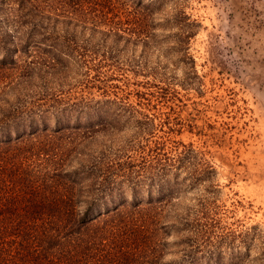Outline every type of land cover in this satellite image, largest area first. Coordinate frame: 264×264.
Segmentation results:
<instances>
[{"label": "rangeland", "instance_id": "obj_1", "mask_svg": "<svg viewBox=\"0 0 264 264\" xmlns=\"http://www.w3.org/2000/svg\"><path fill=\"white\" fill-rule=\"evenodd\" d=\"M179 9L195 22L186 44L189 59L182 56L183 34L171 22ZM156 12L159 23L147 44L121 42L120 51L112 52L116 59L100 63L96 60L109 58L107 52H80L86 66L72 63L10 91L8 82L19 74L0 68V93L8 89L9 101L18 106L15 121L33 117L49 128L67 125L63 132L81 142L83 159L104 155L141 168L145 183L135 194L144 199L161 190L163 177L148 191L151 161L158 157L162 164L168 156L177 158L184 145L193 148L206 167L203 179L191 183L194 166L168 174L184 180L183 212L203 216L205 233L227 258L239 252V264H259L264 250V0H163ZM121 23L130 33H145L126 16ZM187 79L190 84L184 85ZM115 98L155 118L147 123L136 114L128 120L122 108L109 103L96 109L97 101ZM82 100L93 106L76 107ZM69 104L76 109L66 113L62 108ZM91 133L93 138H84ZM125 196L133 197L129 187ZM247 230L254 233L252 241L244 236ZM185 234L172 230L165 236L164 264L180 263Z\"/></svg>", "mask_w": 264, "mask_h": 264}, {"label": "trees", "instance_id": "obj_2", "mask_svg": "<svg viewBox=\"0 0 264 264\" xmlns=\"http://www.w3.org/2000/svg\"><path fill=\"white\" fill-rule=\"evenodd\" d=\"M162 5L163 0H0V68L19 74L8 82L9 91L15 84H33L45 74L63 72L72 63L86 66L80 52H107L109 58L96 60L100 63L114 61L121 42L147 44ZM125 16L145 33L124 30L120 25ZM171 22L183 34L182 56L191 58L186 44L195 22L180 9ZM8 89L0 93V264H164V238L172 230L187 232L180 239L186 245L182 260L172 264L242 261L239 252L227 258L213 246L203 216L183 212L184 180L171 176L173 181L168 174L177 176L176 169L194 166L191 183L203 179L206 167L193 148L184 145L177 158L168 156L162 164L158 157L151 161L148 191L163 177L161 190L144 199L135 194L145 183L141 168L104 155L83 159L81 142L63 132L67 125L49 128L33 117L15 121L19 110L5 94ZM97 102V110L106 103L118 105L128 120L136 114L147 123L155 118L122 99ZM78 106L93 105L82 100ZM76 107L69 104L62 110L69 113ZM84 138H93V133ZM76 160L79 165L73 166ZM128 187L131 200L125 196ZM244 236L252 241L254 233L247 230ZM257 259L264 264V250Z\"/></svg>", "mask_w": 264, "mask_h": 264}]
</instances>
